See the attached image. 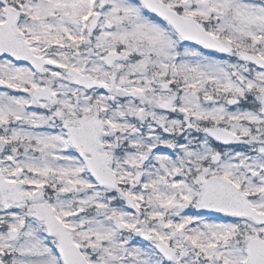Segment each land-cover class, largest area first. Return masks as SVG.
I'll use <instances>...</instances> for the list:
<instances>
[{
	"label": "snow or ice",
	"instance_id": "1",
	"mask_svg": "<svg viewBox=\"0 0 264 264\" xmlns=\"http://www.w3.org/2000/svg\"><path fill=\"white\" fill-rule=\"evenodd\" d=\"M0 264H264V0H0Z\"/></svg>",
	"mask_w": 264,
	"mask_h": 264
}]
</instances>
